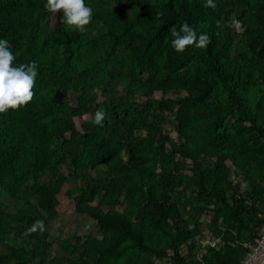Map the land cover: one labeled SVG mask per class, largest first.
<instances>
[{
  "label": "trees",
  "instance_id": "trees-1",
  "mask_svg": "<svg viewBox=\"0 0 264 264\" xmlns=\"http://www.w3.org/2000/svg\"><path fill=\"white\" fill-rule=\"evenodd\" d=\"M35 1L0 0V37L39 68L34 99L0 114V264L244 260L264 209V0H86L93 24L78 36L62 10L55 34ZM185 20L207 47H172ZM63 166L74 210L105 227L61 238V253L48 229Z\"/></svg>",
  "mask_w": 264,
  "mask_h": 264
},
{
  "label": "clouds",
  "instance_id": "clouds-1",
  "mask_svg": "<svg viewBox=\"0 0 264 264\" xmlns=\"http://www.w3.org/2000/svg\"><path fill=\"white\" fill-rule=\"evenodd\" d=\"M207 4L215 7L216 0H206ZM45 8L55 13L62 10L63 23L80 32L87 31V25L93 20L94 9L86 0H46ZM228 23L239 27L241 21L235 16ZM172 47L183 52L189 46L194 48L207 47L211 37L207 32L198 31L197 27L185 20L180 28H172ZM39 68L36 60L19 63L12 50L11 42L6 37H0V114L7 113L10 109H19L27 106L35 96V85ZM107 112L97 109L94 123L103 125ZM41 231L45 228L43 220H37L29 229Z\"/></svg>",
  "mask_w": 264,
  "mask_h": 264
},
{
  "label": "rangeland",
  "instance_id": "rangeland-1",
  "mask_svg": "<svg viewBox=\"0 0 264 264\" xmlns=\"http://www.w3.org/2000/svg\"><path fill=\"white\" fill-rule=\"evenodd\" d=\"M34 7L37 10V15L40 19H44L45 23L53 29L55 34L61 35L63 30L65 29L64 26L59 24L58 15L57 13H51L47 8H45V4L43 0H36L34 2ZM93 24V20L91 22ZM98 26L100 23L97 24ZM102 25V24H101ZM72 34L74 36H78L79 32L76 29L72 30ZM92 56L91 50H84V52L78 57V62L80 64V68L84 67V65L89 61L90 57ZM85 62V64H84ZM81 94V90L77 89L75 94L72 92L69 94V101L70 106L76 104V96ZM161 92L156 93V97H160ZM85 119L89 118V114L86 113L84 115ZM78 125H80L81 120L79 117L76 118ZM168 127L173 126L171 123L167 124ZM175 135V132H173ZM106 168L101 169V173L103 171V175H107ZM60 175L67 177L68 180L63 186L61 192L57 195L58 200V209L60 214L55 217L54 219L50 220L49 229L50 232V240L53 243V252H61L63 253L65 249L62 248L60 239L66 238L75 234H88L92 233L98 236H102L104 231L103 225V215L101 214L98 220L92 219L90 216L86 214L77 213L74 210V203L71 199V190L75 187L76 181L73 177L69 176V170L66 166H63L60 169ZM7 209H16V205L13 199L9 197H2ZM106 211V209H104ZM73 242V241H72ZM204 244V242H203ZM206 244V242H205ZM204 244V247H205ZM158 264H166L165 262L159 261Z\"/></svg>",
  "mask_w": 264,
  "mask_h": 264
},
{
  "label": "built area",
  "instance_id": "built-area-1",
  "mask_svg": "<svg viewBox=\"0 0 264 264\" xmlns=\"http://www.w3.org/2000/svg\"><path fill=\"white\" fill-rule=\"evenodd\" d=\"M258 216L260 217V223L257 226L254 238L244 243V246L248 249V254L238 264H253L256 261V257L264 254V209L258 213Z\"/></svg>",
  "mask_w": 264,
  "mask_h": 264
},
{
  "label": "water",
  "instance_id": "water-1",
  "mask_svg": "<svg viewBox=\"0 0 264 264\" xmlns=\"http://www.w3.org/2000/svg\"><path fill=\"white\" fill-rule=\"evenodd\" d=\"M253 264H264V254L256 257V261Z\"/></svg>",
  "mask_w": 264,
  "mask_h": 264
},
{
  "label": "crops",
  "instance_id": "crops-1",
  "mask_svg": "<svg viewBox=\"0 0 264 264\" xmlns=\"http://www.w3.org/2000/svg\"><path fill=\"white\" fill-rule=\"evenodd\" d=\"M234 177V176H233Z\"/></svg>",
  "mask_w": 264,
  "mask_h": 264
}]
</instances>
